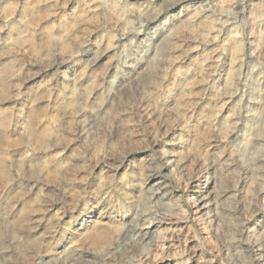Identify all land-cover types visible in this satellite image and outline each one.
<instances>
[{
  "label": "rangeland",
  "instance_id": "1",
  "mask_svg": "<svg viewBox=\"0 0 264 264\" xmlns=\"http://www.w3.org/2000/svg\"><path fill=\"white\" fill-rule=\"evenodd\" d=\"M113 262L264 264V0H0V264Z\"/></svg>",
  "mask_w": 264,
  "mask_h": 264
},
{
  "label": "bare ground",
  "instance_id": "2",
  "mask_svg": "<svg viewBox=\"0 0 264 264\" xmlns=\"http://www.w3.org/2000/svg\"><path fill=\"white\" fill-rule=\"evenodd\" d=\"M118 75V74H117ZM115 76V75H114ZM114 76H113V79H114ZM116 77V76H115ZM118 78V77H117ZM263 146V145H262ZM259 149H260V147H259ZM259 149H257V151L256 152H258V151H260ZM248 150V149H247ZM247 150H245L244 151V154L243 155H245V156H247L248 154H247ZM250 150V149H249ZM255 150V149H254ZM250 156H251V154H250ZM248 157V156H247ZM246 157V158H247ZM248 159V158H247ZM252 160H253V158H251ZM249 160H250V157H249ZM248 161V160H247ZM230 166V165H229ZM259 169V168H258ZM234 172L236 173V171L234 170ZM258 173V172H257ZM219 178V177H218ZM157 180V179H156ZM214 181V180H213ZM150 182V181H149ZM151 183V182H150ZM153 183V182H152ZM155 183V182H154ZM212 186V191L214 190L215 191V193H216V195L218 196V197H220V198H223V196H225V194H226V191L223 189V188H220L221 186H220V184H219V182H218V184H217V187H216V185H215V183H213V185H211ZM148 187V186H147ZM149 189H147L148 191H149V196H148V199H151V200H155V201H160L163 197H164V194H162L161 193V191H160V187H158V186H156V185H152V186H150V187H148ZM165 188V187H164ZM229 190V189H228ZM144 191V190H143ZM148 193V192H147ZM228 193V192H227ZM214 194V193H213ZM228 195H230V194H227V196ZM232 196V195H231ZM205 197V196H204ZM145 198H147L146 196H145ZM203 199H205V198H203ZM202 199V200H203ZM219 200V199H218ZM225 200V199H224ZM143 201H145V200H143ZM217 201V200H216ZM226 201V200H225ZM228 201V200H227ZM230 201V200H229ZM162 202H164L163 200H162ZM162 202H160V203H162ZM147 203V202H146ZM145 203V204H146ZM223 203V202H222ZM219 206H220V204H219ZM224 210H225V208H224ZM7 211V210H6ZM6 211H5V213H6ZM12 212V211H11ZM5 213H4V215H5ZM8 214V213H7ZM11 214V213H10ZM9 216V215H8ZM7 216V217H8ZM147 229V228H146ZM148 230V229H147ZM140 231V232H138V233H136L137 234V240H135V242H143L146 238H147V234H148V231ZM49 233V232H48ZM127 231H126V236H127ZM129 237V236H128ZM136 238V237H135ZM128 239L129 238H127L126 239V237H124L123 238V240H122V242L121 243H126L127 241H128ZM120 243V244H121ZM120 244H118V245H120ZM136 244H138V243H136ZM141 244V243H140ZM122 245V244H121ZM119 247L118 246H116V247H110L107 251H105V253L102 255V259H104V260H109L112 256H114L115 255V253L117 252V249H118ZM75 250V249H74ZM79 254V255H78ZM77 255L78 256H84V253L82 254V251H78V253H77ZM86 255V254H85ZM88 255V254H87ZM88 257V256H87ZM115 257V256H114ZM112 264H117V263H115V262H113Z\"/></svg>",
  "mask_w": 264,
  "mask_h": 264
}]
</instances>
